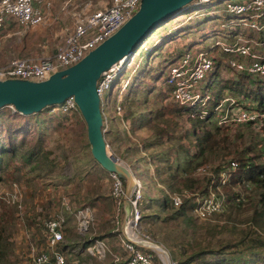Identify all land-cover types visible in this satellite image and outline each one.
I'll list each match as a JSON object with an SVG mask.
<instances>
[{
	"label": "rangeland",
	"instance_id": "rangeland-1",
	"mask_svg": "<svg viewBox=\"0 0 264 264\" xmlns=\"http://www.w3.org/2000/svg\"><path fill=\"white\" fill-rule=\"evenodd\" d=\"M228 1H213L203 5V11L197 13L187 6L182 14L160 26L142 46L143 49L124 62V75L110 90L106 97L108 106L103 108L107 114L104 131L108 149L132 169L134 176L140 180L142 195L146 194L140 200L143 211L140 229L151 235L154 243L165 248L180 264L199 246L214 251L206 255L208 264H237L238 258L249 256L247 249L242 251L240 246H235V241L238 242L242 233L249 231L253 225L254 185L244 181V185L234 188L239 192L240 200L231 198L223 190V184L219 191L211 188L209 194L213 191L223 196L226 204L222 211L208 219L196 216L192 209L197 196L201 198L207 195L201 192L200 187L208 184L209 177L213 178V182L217 181L224 168L227 170L232 162L238 164L237 152L251 146L253 151L262 149L264 152L262 129L256 125L221 127V131L217 132L218 139L223 136L228 139L222 148L207 153L208 161L203 166L210 168V174L197 171L185 173L190 157L197 151L196 133L202 131V124H195L191 113L172 99L170 88L164 80L168 74V61L189 49L205 50L215 55L220 62L216 65L217 78L230 79L234 76V70L228 64L230 55L226 54L224 58L222 54V43H234L237 37L264 40V32L252 30L249 22L245 25L244 21L242 23L238 19L234 25L231 24L230 21L237 17L227 13L225 3ZM54 2L55 14L62 6L66 13L58 22L43 23L31 29L14 23L7 24L0 34V66L15 57L39 56L42 48L55 51L74 25L73 12L99 9L107 6L110 0ZM260 40L261 47H264V42ZM126 82L129 85L132 83L127 89L124 87ZM221 96L225 97L223 105L226 108L230 106L228 103L231 100L227 98L232 96L228 91L224 89ZM220 101H208L206 109L214 110ZM243 103L251 104L249 99H243ZM118 106L121 107L120 111ZM55 111L45 108L39 113L26 115V119L29 117L32 122H38L37 126L28 128V143L32 135L43 133V145L54 161L53 166L48 164L43 174L31 171L30 167L21 166L20 170L10 168L0 182V199L14 210L15 216L6 226L0 227L3 250L0 264H30L34 255L51 250L47 243L45 221L58 213L64 214L66 224L64 241L57 248L66 255L68 264H114L115 254H125L122 244L125 235L121 228L124 217L117 211L111 174L92 155L87 124L82 114L63 112L62 107ZM15 115L18 114L12 107L0 110V140L3 142L8 139L10 129L11 132L20 129V135H23V122ZM216 125V122H208L207 128L213 130ZM217 167L222 168L216 170ZM238 167H235L236 170ZM235 168H231L230 175L236 171ZM182 175L196 178L197 183L192 188L187 187ZM15 190L16 201L12 202L9 194ZM179 192L193 196L187 203V222L185 216L175 219L172 216L171 208L175 206L170 195ZM79 208H89L94 217L84 234L79 232V220L73 214ZM186 228L187 232H184ZM89 237L104 239L109 245L111 251L105 258L92 255L88 250L90 244L83 248ZM227 243L232 246L224 253L226 259L216 260V251ZM150 252L155 255V262L160 264L157 251ZM78 253H84L86 259L79 262L76 257ZM197 259L188 264H198ZM256 264H264V259L256 261Z\"/></svg>",
	"mask_w": 264,
	"mask_h": 264
},
{
	"label": "built area",
	"instance_id": "built-area-1",
	"mask_svg": "<svg viewBox=\"0 0 264 264\" xmlns=\"http://www.w3.org/2000/svg\"><path fill=\"white\" fill-rule=\"evenodd\" d=\"M54 1L0 0V34L5 30L8 23L31 29L40 24L48 23L51 19V21H55L56 17H51L55 7ZM195 1L189 5V8L190 10L194 8L193 12L197 13L203 11V5H209L213 1L220 0ZM141 2L142 0H110L107 6L99 9L73 12L74 25L64 42L57 46L55 53L12 58L0 66V80L21 79L40 82L49 79L60 70L77 64L131 19L140 8ZM225 9L229 16L237 17L230 21L231 24L234 25V22L239 19L242 23L244 21L243 24L245 25L249 22L250 27H254H251L252 30H264V23H262L264 0H229L225 3ZM190 17H193V15ZM259 40V38L237 37L234 43H222L221 49L224 53L230 55L228 64L235 72H248L255 76H264V47H261ZM260 41L264 42V40ZM124 62L121 60L112 68L106 70L97 82V91L101 97L102 109L105 105L108 106L106 97L123 72ZM121 65L123 69H121ZM216 65L215 55L213 56L205 50L194 51L189 49L180 56L170 59L166 65L168 74L164 80L170 88L172 99L185 109H194L191 114L193 117L205 118L214 113L215 116H218V125L222 127L242 126L251 123L261 128V125L264 124V111L257 112L245 108L242 104L236 103L234 97L227 98V100H231V102L228 101L230 106L227 108L223 105L222 99L213 111L206 109L210 96L206 93L204 87L209 77L216 70ZM127 86L128 82L124 87L127 88ZM59 107H62L63 112L66 113L79 109L74 96L69 97L60 105L51 106L52 111ZM117 108L119 111L121 110V107L118 106ZM118 159L120 160V158ZM236 166L238 164L232 162L227 170L224 168L220 175L223 182L221 184L227 182L226 178L229 177L231 168L234 169ZM209 170V167L201 166L196 171L210 174ZM110 174L113 180V196L116 200L118 214L121 213L124 218L127 214H130L125 230H123L125 236L122 244L125 254H115L114 262L116 264H157L154 260L155 255L150 252L153 251L151 247L156 246L164 251L166 249L155 244L152 236L143 233L140 229L142 220V210L140 209L142 187L140 180L135 177V187L127 198L124 179L115 172H110ZM9 195L12 196V202H15L17 190ZM186 197L188 196L185 192L170 195L171 201L176 207L181 206L186 199L193 196ZM7 201L11 202L9 199ZM225 204L224 197L212 191L201 198L197 196L192 211L201 219H208L215 213L222 211ZM129 211L130 213H128ZM73 214L79 220V232L84 234L90 227L89 224L94 221L92 212L89 208H79L73 211ZM65 224L66 217L63 213L55 214L45 221L47 243L51 250H43L34 255L30 264H68L66 255L57 248V245L64 241ZM123 227L124 219L121 228L123 229ZM88 250L92 255L100 258H105L107 253L111 251L104 239L98 238L92 240ZM166 253L157 251L156 254L160 264H180L167 251Z\"/></svg>",
	"mask_w": 264,
	"mask_h": 264
},
{
	"label": "trees",
	"instance_id": "trees-1",
	"mask_svg": "<svg viewBox=\"0 0 264 264\" xmlns=\"http://www.w3.org/2000/svg\"><path fill=\"white\" fill-rule=\"evenodd\" d=\"M143 45L136 49L134 54H136L141 48L143 49ZM226 54L227 53H224V58L227 57L228 54ZM216 61L217 63H220L219 60ZM124 72L125 70H123V72L120 74V77L118 78L117 82L121 80V77L124 75ZM212 75V79L210 78L212 81H210L209 79L208 83H206L204 87V90L207 91L206 93L211 97V99L209 100L210 102L213 101V99H224L225 97L222 98L224 93L221 96V92L225 89L228 91L230 96L236 99V103L242 104L245 108H248L250 110H255L257 112L264 111V76H255L248 72L241 73L234 71V76L230 79L220 80L219 78H217L219 74L216 70L213 72ZM131 84L132 83H130V85L128 84L127 88L131 86ZM241 98L249 99L251 104L243 103V99ZM126 101H129V97L126 98ZM48 108L51 109V107ZM182 109L187 110L191 114L192 112H194V109H185L183 107ZM75 111L81 114L79 109ZM53 112L56 113V111ZM17 114L18 115L15 116L23 122V124H21L23 135H20V129H14L12 132L10 129L9 136H7L8 139L6 140V142L0 140V182L5 179L4 174L10 168H13V170H20L22 168L21 166H23V168L30 167L31 171L37 174H43L45 173L44 170L46 169L45 167L48 164L52 166L54 164V161H52V159H50V157L48 156L49 152H47L44 148L43 133H35L31 136V142L28 143V128H30L31 125L37 126L38 122H32L29 117L26 119V115H22L20 113ZM53 116H55V114ZM106 116L107 114L105 112L104 118ZM193 119H195V124H202V131L196 133L197 141L195 142V144L197 145V151L193 153V155L190 157L189 166L184 169L185 173L188 172L190 174L194 173L199 167L203 166V164L208 161L207 153L222 148L223 144L227 143L228 139L225 136L218 139L217 132L221 131L222 126L218 125V116H215L214 113L205 118L196 116ZM208 122H216V131H214L215 129L212 130V128H207ZM249 125L252 124H247V126ZM228 127L231 126H227V128ZM261 129L262 134L264 135V124L261 125ZM225 148L227 149L228 147L225 146ZM252 149L253 146L248 147L247 149L241 152H237L236 156L239 164L238 170L235 169L236 171H233L228 181L223 184V190H225V192L229 196H231V198H235L238 200H240L239 192H237L234 188L244 185V181H248L249 183L254 185L256 189L253 203L254 213L251 218V222L253 223V225H251L249 231L242 233L241 238L238 242L235 241V246H240L242 251H245L247 249L246 251L249 252V256L248 258H234V260L237 259V264H256V261L264 259V152L262 151V149H260L261 151H253ZM11 165H14V167H11ZM221 168L217 167L216 170H219ZM181 178L184 182L186 181L185 184L189 188H192V186L197 183V179L193 178L192 176L186 178L182 175ZM219 178L217 181L213 182V178L211 179V177H209L208 184L205 185V187H200L202 190L201 192L204 194H208L211 188L214 190L217 189L219 191L220 186L222 185L221 178ZM142 197L145 198L146 194L144 193ZM190 199L191 198L186 199L184 203L181 206H178L177 208L176 206L174 209L171 208V210L173 211L172 216L174 217V219L185 216L184 220L186 222L189 221L186 213L188 211L187 203ZM14 217V210L7 206L0 199V227L6 226V223L10 219L13 220ZM49 218H51V216ZM183 231L187 232V228ZM99 237L103 238L102 236ZM93 239V237H89L87 241H85V243L83 244V248H87ZM230 246H232L230 243L223 245V247L219 251H216L218 252V255H215L214 258H216V260H225L226 257L224 256V253H226V249ZM2 251V240L0 234V259L2 257ZM213 252L214 251L212 250H204L203 248L201 249V247L199 246L189 257L182 260V264H188L193 261L196 257H198V264H208L206 262V255ZM84 253H78L76 255V257L79 259V262H82L86 259V257H83ZM114 264L116 263L114 262Z\"/></svg>",
	"mask_w": 264,
	"mask_h": 264
},
{
	"label": "water",
	"instance_id": "water-1",
	"mask_svg": "<svg viewBox=\"0 0 264 264\" xmlns=\"http://www.w3.org/2000/svg\"><path fill=\"white\" fill-rule=\"evenodd\" d=\"M194 1L142 0L140 8L131 19L77 64L60 70L49 79L40 82L21 79L0 80V110L12 107L22 115H33L45 108L60 105L74 96L87 124L93 157L105 170L115 172L125 179L128 198L135 187V176L132 169L108 149L97 82L106 70L124 58L126 62L160 26L182 14ZM129 218L130 214H127L123 230ZM151 248L167 254L162 249L159 251L157 247Z\"/></svg>",
	"mask_w": 264,
	"mask_h": 264
},
{
	"label": "crops",
	"instance_id": "crops-1",
	"mask_svg": "<svg viewBox=\"0 0 264 264\" xmlns=\"http://www.w3.org/2000/svg\"><path fill=\"white\" fill-rule=\"evenodd\" d=\"M63 8H64L63 6H62V8L60 7V9L56 12V14L54 13V11L52 12L51 17H56V19H55V21H54V20L51 21V20H52V19H51V20L48 22L49 24H51L52 22H58V21L60 20V18H64V14L66 15V13L63 12ZM60 11H61V12H60ZM59 15H60V16H59ZM55 52H56V50H55V51H51V52H49V51H46L44 48H42V49H40V51H39V53H40L39 55H45V54L48 55V54H52V53H55ZM222 54L224 55V52H223V51H222ZM6 63H7V62H6ZM212 77H213V76H210L209 79H210V78L212 79ZM211 79H210V81H212Z\"/></svg>",
	"mask_w": 264,
	"mask_h": 264
},
{
	"label": "bare ground",
	"instance_id": "bare-ground-1",
	"mask_svg": "<svg viewBox=\"0 0 264 264\" xmlns=\"http://www.w3.org/2000/svg\"><path fill=\"white\" fill-rule=\"evenodd\" d=\"M125 59H126V58H124L122 61H125ZM128 231L130 232V229H128ZM154 247H156V246H154ZM158 250H159V249H158ZM159 251H160V250H159Z\"/></svg>",
	"mask_w": 264,
	"mask_h": 264
}]
</instances>
